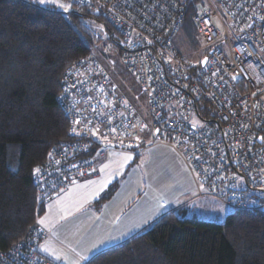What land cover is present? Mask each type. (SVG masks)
Listing matches in <instances>:
<instances>
[{
	"label": "built area",
	"instance_id": "2783aa9c",
	"mask_svg": "<svg viewBox=\"0 0 264 264\" xmlns=\"http://www.w3.org/2000/svg\"><path fill=\"white\" fill-rule=\"evenodd\" d=\"M66 1L111 25L121 39L120 51L112 53L115 42L106 38L102 23L83 22L93 34L91 50L64 72L58 95L70 140L52 146L36 167L39 201L81 177L96 176L93 157L106 153L104 143L138 149L151 140L183 158L199 197L229 210L263 209L264 0H201L193 23L204 55L196 68L192 60L184 64L169 39L183 20L180 1ZM117 62L140 88V102L119 90ZM205 105L208 115H200L198 106ZM190 114L202 124H194ZM246 189L254 193L252 202ZM46 233L36 223L20 241L0 250V264H58L38 250Z\"/></svg>",
	"mask_w": 264,
	"mask_h": 264
},
{
	"label": "trees",
	"instance_id": "16d2710c",
	"mask_svg": "<svg viewBox=\"0 0 264 264\" xmlns=\"http://www.w3.org/2000/svg\"><path fill=\"white\" fill-rule=\"evenodd\" d=\"M177 1L183 4V20L169 39L187 65L179 35L194 24L201 0ZM71 4L72 10L62 12L38 0H0V250L28 234L50 199L39 201L34 170L52 146L70 140L58 95L64 72L91 50L93 34L83 22L102 23L106 38L116 44L112 53L120 51L116 42L121 39L111 25ZM117 63L119 77L136 83ZM206 107L198 106L200 115H208ZM114 189L115 183L96 203ZM85 264H264V208L229 210L217 221L188 217L179 207Z\"/></svg>",
	"mask_w": 264,
	"mask_h": 264
},
{
	"label": "crops",
	"instance_id": "0c3cea01",
	"mask_svg": "<svg viewBox=\"0 0 264 264\" xmlns=\"http://www.w3.org/2000/svg\"><path fill=\"white\" fill-rule=\"evenodd\" d=\"M180 51L184 55L182 49ZM200 60L193 59V61ZM120 79L119 90L124 93L128 100L134 103L140 102L142 93L137 84L129 81L125 76H121ZM110 148L113 147H108V150ZM138 149L140 150L130 149V151H126L130 157L126 155L125 159L128 161L125 169L133 168L134 170L142 165L146 167L139 183L136 182V178L135 180L131 179V174L126 177V171L121 172L123 169L114 173L112 171L102 172L103 169L100 166L103 161L102 158L108 152L107 150L104 155H94L93 157L97 163L96 176L79 178L46 202L44 213L37 220L38 224L43 221L53 225V220L50 222V218L43 219V217L47 205L52 199L59 196H64L62 200L66 203L67 218L72 217L73 219L82 216V220H87L86 225L91 219L100 221V225L97 223V225L90 224L91 232L89 234L106 240V242L94 251L84 238L83 241L86 246L88 245L87 249L90 250L85 252L86 255L81 258V262L85 261L86 263L94 253L123 242L144 230L166 212L176 210L179 207L185 208L188 217L206 220L220 221L229 212V209L214 199L197 195L196 184L189 167L171 146L150 140L145 147ZM133 163L137 164L136 167H133ZM114 183L116 186L112 194L106 200L96 203L99 197ZM147 185H150L153 191L155 187L158 188V193L151 191L152 194L144 195ZM116 191L119 194L122 192L119 200L113 199ZM90 209H92V215L84 214V210L88 212ZM41 241L43 240L41 239L38 243L39 252L60 264L56 260L57 258L53 256L57 250L49 246L48 243L44 244L48 250L45 247V251L42 250L39 246Z\"/></svg>",
	"mask_w": 264,
	"mask_h": 264
},
{
	"label": "rangeland",
	"instance_id": "374dc122",
	"mask_svg": "<svg viewBox=\"0 0 264 264\" xmlns=\"http://www.w3.org/2000/svg\"><path fill=\"white\" fill-rule=\"evenodd\" d=\"M60 3L64 4L67 7V10L57 6ZM48 4H50V6L53 7L54 9L62 12H68L72 10L73 7L72 4L66 0H57V3L55 4L54 3H48ZM91 29H95V28H91ZM185 32L186 34L184 36L183 34L179 35L180 36L179 48L182 49L184 55L187 58H190L192 60L199 59L204 55V50L200 48L198 40L196 38L195 25L192 24L190 27H186ZM190 115H191L190 119L194 124H199V125L202 124L195 117L194 114H190ZM104 146L113 147L109 143H104L103 147ZM123 149L125 148L116 149L113 147L108 150L106 155L102 158L103 161L100 166L103 169L102 172L108 173L109 171H112L114 173V172H119L123 169L121 172L123 173L126 171V177H128V175L131 174V179L135 180L136 178V182L139 183L141 175L143 176L144 169L146 167L142 165L139 168H135L134 170L133 168L126 170L125 169L126 163L128 161L127 159H125L128 156L127 154L128 152L126 151H130V149L128 148H126V150ZM135 150H140V149H135ZM128 157H130V155ZM132 165L133 167H136L137 164L133 163ZM239 182H241V180H239ZM151 191H153L152 187L150 185H147L144 195L152 194ZM153 192L158 193V188L155 187ZM121 194L122 192L119 194V192L116 191V193L113 196V199L119 200ZM245 194L247 196H250L249 202H252V200L254 199L253 191L246 189ZM63 198L64 196H59L57 198H54L47 205V209L43 219L50 218V222L51 220H53L52 221L53 225L47 224L45 222L40 224V225L43 224L42 226L44 228L47 227L46 228L47 234L45 235L44 238H42L43 241L40 242L39 246L42 250H44V247L45 249L48 250V247L44 246V244L48 243L49 246H52L54 249H56L57 253L54 252L53 256L57 258L56 260H58L60 264H84L85 261L81 262V258L86 255L85 253L86 251L88 252L90 250L87 249L88 248L87 246L89 245V247H92L91 249L95 251L99 246H101L104 242H106V240H102L99 237H95L89 234L91 232L90 224L93 223L92 225H97V224L100 225V221L99 220L94 221L93 219H91L88 225H86L87 220L86 219L82 220L81 219L82 216L73 219L72 217L67 218L66 215L67 212L65 209L66 203L63 202L62 200ZM86 213L92 215V209L88 210V212H85L84 210V214ZM76 215L78 214L76 213ZM222 220L223 219H220V221ZM84 238H86L85 240H87L86 242L88 244L87 246L86 243L83 241ZM102 250L104 249H101L100 251ZM98 252L94 253L92 256H94ZM91 257H89V259Z\"/></svg>",
	"mask_w": 264,
	"mask_h": 264
},
{
	"label": "snow or ice",
	"instance_id": "6c2138e0",
	"mask_svg": "<svg viewBox=\"0 0 264 264\" xmlns=\"http://www.w3.org/2000/svg\"><path fill=\"white\" fill-rule=\"evenodd\" d=\"M38 2L41 3V4H46V3H54L55 4V3H57V0H38ZM57 6H59L61 8H64L65 10H67V7L64 4H62V3L58 4ZM34 171L36 173H39L40 172V169L39 168H36ZM40 223H43V221H40Z\"/></svg>",
	"mask_w": 264,
	"mask_h": 264
},
{
	"label": "water",
	"instance_id": "95a60500",
	"mask_svg": "<svg viewBox=\"0 0 264 264\" xmlns=\"http://www.w3.org/2000/svg\"><path fill=\"white\" fill-rule=\"evenodd\" d=\"M203 62H204V60H202L200 64H203Z\"/></svg>",
	"mask_w": 264,
	"mask_h": 264
}]
</instances>
